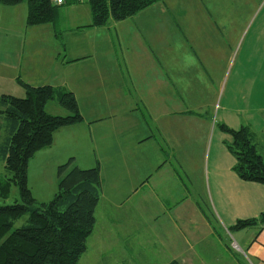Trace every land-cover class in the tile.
I'll use <instances>...</instances> for the list:
<instances>
[{
    "label": "crops",
    "instance_id": "0c3cea01",
    "mask_svg": "<svg viewBox=\"0 0 264 264\" xmlns=\"http://www.w3.org/2000/svg\"><path fill=\"white\" fill-rule=\"evenodd\" d=\"M65 5L66 17L59 22V26L55 25L54 20L51 23L31 26L26 23V3L14 6L0 3V95L23 96L21 81L34 87L49 84L72 91L82 115L81 122L55 131L52 144L43 151H60L59 160L67 161L72 157V165L81 168L98 164L100 198L95 209V218L102 215V222L111 223V220L115 221L112 219L114 215L122 214L120 210L128 203L126 200H133V215L138 217V222L156 225L150 230L148 245H163L169 254L168 263L264 264V223L241 231L235 229L237 232L233 236L240 247L237 251L232 246L235 241L229 243L225 239L223 242L219 231V237L217 236L216 228L208 222L202 209L196 210L198 217L193 215L189 216L191 221L187 219L180 207L185 202L184 197L177 196L175 202H159L160 187L164 182L162 178L169 181L172 179L173 187L175 182L176 185H181L184 191L182 193H186L183 181L173 173L174 168L177 170L180 164L178 155L174 152L178 162L175 167L169 161L171 152L165 151L161 145L166 144L173 153L175 150L171 147L172 138H169L171 130L175 125L188 123L192 119L183 112L170 111L175 97L172 73L184 71L186 75L188 65L183 63L186 60L184 54L188 58L192 52L196 55L195 63L199 62L205 70L207 68L204 63L209 57L207 54L212 53L213 71H222L220 65H226L232 49L227 51V45L222 44L221 38L210 30L219 28L217 24H221L222 19L194 17L195 20L190 21L188 26L181 27L182 36L178 43L182 42V48L176 49L163 36L164 33L170 35L168 31L171 27L167 24L170 19L167 16L160 15L156 20L154 17L135 14L125 20L109 21L100 27H113V36L116 32L117 39L122 40L119 47L124 50L121 51V57H118L115 48L110 47V33L95 31L90 26L88 6L85 7L75 0H66ZM262 23L264 18L260 24ZM96 35L100 36L96 38ZM233 36L232 34L231 41ZM212 37L215 39L212 40ZM158 38L165 39V43L160 49H153L151 45L156 46ZM252 38L239 62L246 70L253 67L261 71L264 80V27L253 33ZM239 39L236 35L232 41L233 46ZM203 45L209 50L206 55ZM132 48L138 54L128 53L127 50ZM179 51H182V58L179 63H174V54ZM235 59L238 60V56ZM152 104L160 106L158 111L153 109ZM256 118L255 125L250 122L253 127L252 138L258 151L264 155V105L257 112ZM178 132L177 134H183L181 130ZM161 155L164 157L161 158ZM183 166L180 165V168ZM228 174L236 185V181L251 183L242 181L236 173ZM55 179L57 181L56 175ZM258 185L261 184L239 186H257L258 190L264 192V186ZM219 192L223 194L220 189ZM255 198L259 200L256 196ZM142 199L149 201L151 210L143 211L146 201ZM155 204L161 207L162 214L166 217L165 220L161 219L162 222L154 211ZM249 204L252 205L251 202ZM213 205L223 228H232L234 219L224 209L226 197L217 198ZM217 206L222 208V213L218 212ZM177 208L180 209L178 213L175 212ZM123 214L124 219L128 213ZM197 218L206 227L205 235H199L195 231L192 220ZM163 223H168L169 227L161 230L160 225ZM205 236L214 238L209 247L200 245L207 243Z\"/></svg>",
    "mask_w": 264,
    "mask_h": 264
},
{
    "label": "rangeland",
    "instance_id": "374dc122",
    "mask_svg": "<svg viewBox=\"0 0 264 264\" xmlns=\"http://www.w3.org/2000/svg\"><path fill=\"white\" fill-rule=\"evenodd\" d=\"M165 1L154 3L151 5L152 7L138 12L137 16L140 14L142 17H154L155 19L156 17H160V15L169 17L170 22L168 21L167 24L171 27L168 31L170 35H166L162 31H159V33H164V38H167L170 44L174 45L175 49L182 48V42L178 43V39L181 40L182 36L181 27L183 25L188 26L190 21L195 20L193 19L194 17H219L222 19L221 24H217L219 28L210 30L221 38L222 44L225 43L227 45V51L230 48L232 49V53L226 65L223 66V63L220 65L221 69L223 68L222 71L215 73L212 69V53L207 54L209 50L204 48L203 45L202 48L206 49L205 55L209 56L207 62L204 63L207 68L206 70L199 62L195 63L196 55L192 52L188 58L184 54L186 60L183 63L186 66L188 65V70H185L187 72L186 75L184 71H174L172 73L174 75L173 89L175 97L170 111H180L192 118L188 123L175 125L171 130L172 134L169 136V138H172L171 147L175 150L173 153L175 152L178 155L180 161L177 170L174 168L173 173L175 177L178 176V179L183 181L186 193L183 194L182 192L184 191L181 185H176L175 182L173 187L172 179L169 181L162 178L164 182L161 183L159 202H175L177 196L180 198L184 197L183 202H185L180 207L188 220L191 221V217L189 216L195 215L198 217L196 210L200 208L211 221L208 222L216 228L218 237V231L221 232L223 242L226 239L229 243L235 241L239 245L233 236L237 231L233 228H228V230L223 228L217 210H214L213 201L225 196V212L234 219L235 223L237 220L258 217L264 212V192L258 190L257 186L254 188L239 186L241 184L252 186L253 184L257 185V183H242L239 181H236L238 182L237 185L236 183H232L228 173H235L233 169L235 159L227 148L231 143V136L224 132L220 126L226 125L228 128L234 130L245 126L253 131L250 122L252 125L256 124L254 120L257 119L256 114L262 108V105H264V80H262V72L253 67L246 70V68L241 67L239 62V59L247 51L246 49L253 39V33L264 27V23L260 24L262 18H264V0ZM84 6L87 7L86 4ZM66 7L67 5H63L55 8L56 15L53 20L56 26H59V22L65 19L66 13L64 10ZM207 20L209 19H205V21ZM107 28V26L94 27V30L107 32V34L110 33L112 37H109L110 47L115 48V53H118V57H121V51L124 48L120 49L119 46H121L122 40L117 39L116 32L113 36V27L108 28V30ZM119 33L123 34L122 32ZM103 34L100 35L103 36ZM232 34L234 35L232 41L236 35L240 37L234 46L231 41ZM100 35H96V38ZM165 39L161 40V38H158L156 46L151 45V47L153 49H160V46L164 45ZM213 39L215 38L212 37ZM193 47L197 49L195 45ZM127 51L128 53L138 54L135 48ZM115 53L113 52V55H116ZM181 53L182 51H179L174 54V63H179L182 58ZM236 56H238V60L235 59ZM208 61L210 64H208ZM217 69L219 70V66H217ZM209 75L211 78H209ZM53 106H57V108ZM152 107L155 111H158V107L160 106L157 107L156 104H152ZM46 109L52 114H65V111L56 103L54 104V102L48 103ZM179 130L183 134H177ZM4 136L5 133L2 128L0 129V142ZM161 145L165 151L171 152L172 156L171 154L169 155V161L176 167L178 162L175 160V153L173 154L166 144L161 143ZM211 145L212 150L210 151ZM41 151L35 153L27 165V185L35 199L39 202L47 201L52 197L57 184L55 179L56 168L66 161L59 160L60 151H50L48 153H45L47 151ZM163 157L161 155V158ZM182 164L184 166L181 169L180 165ZM8 176L9 174L0 158V179ZM218 188L223 194L219 192ZM166 192L168 198H166ZM232 196L234 197L231 199L227 198ZM237 197H242V199L238 200ZM15 200L19 201V190L17 186L11 185L9 196L5 199L0 198V204H12ZM142 200L146 201L143 205V211L151 210L152 206H149V201L146 199ZM126 202L128 203H125V207L120 210L122 214L114 215V218H112L118 222L112 220L111 223L108 221L102 222V215L95 218L94 229L87 238L86 250L80 256L78 264L168 263L167 256L169 254H167L163 245H148V235L155 224L138 222V217L133 215L131 205L133 200H126ZM154 211L159 215L160 222L166 219L158 204H155ZM179 211V208L175 210L176 213ZM218 212L222 213V208L218 207ZM123 213H128L124 219L122 217ZM147 213L143 215V218H145ZM178 223L181 224L180 221ZM192 223L195 224L193 226L197 234H206V227L202 225L200 218H197L195 221L192 220ZM160 226L161 230L169 227L168 223H163ZM199 235H196V237H199ZM205 238L207 243L203 242L200 245L202 247H209L214 238L209 236H205Z\"/></svg>",
    "mask_w": 264,
    "mask_h": 264
},
{
    "label": "trees",
    "instance_id": "16d2710c",
    "mask_svg": "<svg viewBox=\"0 0 264 264\" xmlns=\"http://www.w3.org/2000/svg\"><path fill=\"white\" fill-rule=\"evenodd\" d=\"M165 0H86L92 27L109 21L130 18L152 4ZM26 3L27 25L51 23L56 6L50 0H0L6 6ZM21 97L0 95V158L9 176L0 179V198L9 196L10 186H17L19 201L0 204V264H78L86 250V241L95 225V209L100 198L99 165L81 168L72 165L73 158L57 166L56 190L47 201H37L27 185V165L33 155L49 147L58 129L82 121L77 99L72 91L49 84L31 86L20 82ZM56 103L65 114L46 109ZM221 129L231 136L227 146L235 159L234 172L245 182L264 185V155L253 142L249 127ZM204 213V211H203ZM207 220V214H205ZM264 223V212L258 217L237 220L232 228L239 230ZM167 264H179L171 261Z\"/></svg>",
    "mask_w": 264,
    "mask_h": 264
},
{
    "label": "built area",
    "instance_id": "2783aa9c",
    "mask_svg": "<svg viewBox=\"0 0 264 264\" xmlns=\"http://www.w3.org/2000/svg\"><path fill=\"white\" fill-rule=\"evenodd\" d=\"M51 1V3L53 4V5H56V6H60V5H62L64 2H65V0H50ZM80 2H84V1H86V0H79ZM232 246L237 250V251H239L240 250V247L236 244V243H232Z\"/></svg>",
    "mask_w": 264,
    "mask_h": 264
}]
</instances>
